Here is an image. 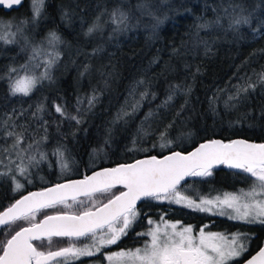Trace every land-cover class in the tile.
<instances>
[{"label": "trees", "instance_id": "obj_1", "mask_svg": "<svg viewBox=\"0 0 264 264\" xmlns=\"http://www.w3.org/2000/svg\"><path fill=\"white\" fill-rule=\"evenodd\" d=\"M138 2L46 0L47 13L33 35L39 41L52 29L64 40L58 48L60 59L52 69V81H44L31 96L22 98L10 96L8 80L0 79V119L5 114H13L15 122L27 124L30 132L39 129L43 133L47 127L48 139L42 145L47 159L38 168L30 170L31 182L25 178L22 191H14L10 176H0V211L27 192L80 178L83 172H90L99 165L110 167L143 157H161L173 151L187 152L211 139L231 141L242 138L264 142V86L258 85L255 91L250 90L239 100L228 99L235 93L234 86L242 82V77L255 80V74L264 71V32L254 31L255 19L253 26L242 27L238 34L213 29L197 35L195 27L199 17L212 19L216 14L213 8L219 10L221 4L227 6L230 2H242L249 10L255 9L257 17L264 18V0H151L156 15L168 17L155 33L151 27L154 21L143 17L140 27L112 39H109L110 25L103 34L85 36L87 27L106 9L110 11L120 6L130 11L134 18L139 17ZM65 11L69 13L68 19H62ZM30 16V0H24L18 10L9 13L0 10V20L5 22L18 23ZM224 27H227V21ZM204 42L210 48L207 54ZM96 49L101 50L94 53ZM28 56L29 52L21 51L20 45L0 44V75L9 65L18 67L26 63ZM86 65L88 71L84 72ZM42 70L37 69L38 72ZM141 79L145 83L137 88L136 98L139 99V93L144 90L148 91V97L134 115L114 124L116 114L125 101L130 100V90ZM175 85L179 87H173ZM94 91L99 99L89 111L87 100ZM170 94L173 99L165 104ZM78 100L83 103L78 104ZM39 104L44 105L45 111L33 117ZM56 105L72 115H80L83 123L77 125L75 121L64 119L56 113ZM22 110L24 115L20 116ZM168 124L172 127L168 129L166 139L172 144L161 149L159 135ZM143 125L152 143L147 147H141L139 143L134 146L133 141L138 136L141 138L139 133ZM2 132L0 128V145L4 143ZM57 147L64 149L69 164V169L63 173L53 155ZM134 147L135 150H129ZM0 159L8 163L6 158L0 156ZM3 171L5 169L0 165V172ZM212 171L211 177L202 179L212 178L218 183H228L233 177L250 180L245 174L223 166ZM191 178L197 177H188L182 186L191 184ZM97 198L101 202L106 199L99 194ZM78 200L85 201L83 206H89L86 197ZM67 203L71 207L58 205L42 210L37 220L45 213L81 210L80 204L71 200ZM21 224L22 221L18 222L13 231ZM260 231L263 234L264 227ZM4 238V229L0 228V240Z\"/></svg>", "mask_w": 264, "mask_h": 264}, {"label": "snow or ice", "instance_id": "obj_2", "mask_svg": "<svg viewBox=\"0 0 264 264\" xmlns=\"http://www.w3.org/2000/svg\"><path fill=\"white\" fill-rule=\"evenodd\" d=\"M22 3L23 0H0V8L14 9ZM30 8L31 16L18 23L0 20V44L20 45L21 51L29 52L26 63L18 67L9 65L3 75H0V79L8 80L9 95L13 97H29L44 81H52V69L60 59L58 48L64 43L62 36L52 29L39 41L35 40V27L47 13L46 0H30ZM152 8L151 0H139L136 9L140 16L136 18L120 6L110 11L106 9L95 17L84 34L89 37L103 34L110 25L109 39H112L118 34L140 27L143 17L154 21L151 27L155 33L168 17L166 14L163 18L157 16ZM212 10L216 13L214 18H198L199 22L195 25L197 35L201 31L213 29L238 34L242 27L253 26L254 19L257 21L254 31L264 32V18L257 17L255 9L249 10L242 2H230L227 6L221 4L219 10ZM68 18L69 13L65 11L62 19ZM204 43L207 54L210 48L207 42ZM100 50L96 49L94 53ZM40 68L43 70L38 72L37 69ZM87 71L86 65L84 72ZM255 76V80L252 77H242V82L234 86L235 93L228 97L229 101L241 99L250 90L255 91L258 85L264 86V71L256 73ZM144 83L141 79L132 87L129 92L131 99L126 100L125 106L116 114L114 124L134 115L142 106V101L149 93L147 90L141 91L137 99L136 90ZM98 99L94 91L87 100V110L94 108ZM172 99L170 94L165 104ZM81 103L83 101L78 100V104ZM43 111L44 105L39 104L32 116L36 117L37 113ZM55 111L64 119L75 121L77 125L83 123L80 115H72L60 105L55 106ZM80 111L78 107L77 113ZM19 115L23 116L24 111ZM171 127L172 124H168L159 135L161 149L171 147L172 141L166 139L167 131ZM0 128L3 129L4 140L0 145V156L8 160L5 164L0 159V165L5 169L0 172V176H10L14 191H22L24 185L16 177H25L30 183L29 169L47 159V153L42 149L48 139L47 127H44L43 133L39 129L30 132L27 124H17L13 114H5L0 119ZM135 143L134 140V146ZM129 150H135V147ZM53 155L57 158L61 172H66L69 164L64 149L57 147ZM218 165H225L245 174L251 180L248 188L198 198L184 194L182 181L188 177H211L213 168ZM118 186L122 190L114 193L113 189ZM96 194L105 196L106 202L98 201ZM81 196L88 199L89 206H83L85 201L78 200ZM68 200L80 204L81 210L76 213H45L42 219L37 220V215L42 210L54 209L58 205L71 207ZM143 200L167 201L169 204L223 216L243 224L264 225V143H251L243 139L225 143L213 139L201 143L187 154L173 151L163 158L151 156L95 171L80 180L58 183L42 191L22 195L0 211V228L4 229L5 236L0 240V264H75L82 257L95 256L102 249L118 244L128 235L140 219L141 212L137 205ZM21 221L23 224L13 231L14 226ZM147 224L150 227L146 231L137 233L138 236L148 238L143 246L106 255L104 258L108 264H233L249 251V242L252 239L251 234L239 231H206L207 225L195 233L192 226L164 221L163 217L159 222L148 218ZM54 238H68L72 242L64 247H56ZM82 238L88 242L78 246L75 241ZM34 241L39 244L33 243ZM245 264H264V246H260Z\"/></svg>", "mask_w": 264, "mask_h": 264}, {"label": "flooded vegetation", "instance_id": "obj_3", "mask_svg": "<svg viewBox=\"0 0 264 264\" xmlns=\"http://www.w3.org/2000/svg\"><path fill=\"white\" fill-rule=\"evenodd\" d=\"M114 166H98L94 167L90 172H83L80 178H83L86 175H89L93 171L112 168ZM77 179V178H74ZM192 182L189 185H184V194L189 195L193 198H198L200 196H215L224 192H237L240 189H247L251 180H245L233 177L230 182H215V179H202L200 177L191 178ZM215 185V186H214ZM122 190L120 187L113 189L114 193H118ZM98 194H96L97 196ZM101 195V194H99ZM106 202V199L105 201ZM140 209L141 216L140 219L136 222L128 235L123 237L118 244L112 245L108 248L102 249L100 253L92 257H82L80 260L75 261V264H108V261L104 258L106 255L113 252L134 249L142 247L147 237L138 236V232L146 231L150 226L147 224V219L151 218L154 221H161L163 217L164 221H169L176 223L178 222L181 226H192L194 232L198 233L199 229L207 225L206 231L220 232V233H235V232H244L249 233L252 236V239L249 242V251L241 257L238 261H234L233 264H241L249 256L255 253L264 242V233L260 231L264 225L254 224H243L237 221L228 220L226 217L219 215H211L205 212L193 211L189 208L182 207L177 204H169L167 201L158 202L155 200H143L140 201L137 205ZM56 247L67 246L72 241H69L68 238H54ZM84 238L75 241L78 246H82L86 243ZM33 243L39 244V242L34 241Z\"/></svg>", "mask_w": 264, "mask_h": 264}, {"label": "water", "instance_id": "obj_4", "mask_svg": "<svg viewBox=\"0 0 264 264\" xmlns=\"http://www.w3.org/2000/svg\"><path fill=\"white\" fill-rule=\"evenodd\" d=\"M23 2H24V0H23ZM23 4V3H22ZM22 5H20V6H15L14 7V9H3V8H0V10H2L3 12H5V13H9V12H11V11H14V10H18L20 7H21ZM237 139H242V138H235V139H233V140H237ZM211 140H213V139H211ZM216 140H220V139H216ZM243 140H245V139H243ZM207 141H210V140H206V141H204V142H207ZM221 141H223V140H221ZM232 141V140H231ZM246 141H248V142H251V143H257V142H253V141H249V140H246ZM204 142H201V143H204ZM223 142H225V143H227V142H230V141H223ZM201 143H199V144H197L196 146H194L192 149H190L189 151H187V152H181V153H183V154H187V153H189V152H191V151H193V150H195V148L196 147H198ZM261 143H264V142H261ZM180 152V151H179ZM171 153V152H170ZM170 153H168V154H166V155H169ZM166 155H164V156H166ZM164 156H161V157H157V158H163ZM149 157H151V156H149ZM146 158H148V157H143V158H139V159H137V160H140V159H146ZM134 162V161H133ZM133 162H130V163H133ZM220 166H223L224 168H226V169H230V168H228V167H226L225 165H218V166H216L215 168H217V167H220ZM116 167V166H115ZM215 168H213V169H215ZM100 170H102V169H100ZM235 170V169H234ZM96 171H99V170H96ZM93 172H95V171H93ZM92 172V173H93ZM92 173H90L89 175H91ZM80 179H83V178H77V179H71V180H67V181H64V182H61V183H66V182H68V181H72V180H80ZM188 178H186V180H187ZM185 180V181H186ZM185 181H182L181 183H183V182H185ZM56 184H54V185H51V186H49V187H53V186H55ZM119 187V186H118ZM46 188H48V187H46ZM45 188H43V189H40V190H33V191H30V192H37V191H42V190H44ZM29 192H27L26 194H24V195H27ZM22 197V196H21ZM21 197H19L18 199H20ZM81 197H83V196H81ZM81 197H78V198H81ZM18 199H16V200H18ZM15 200V201H16ZM14 201V202H15ZM68 201H70V200H68ZM13 202V203H14ZM138 204H139V202H138ZM7 208V207H6ZM5 208V209H6ZM262 246H264V242H263V244H262ZM255 253H253L252 255H254ZM248 258H250V256L248 257ZM247 258V259H248ZM246 259V260H247ZM246 260H244L241 264H245V261Z\"/></svg>", "mask_w": 264, "mask_h": 264}, {"label": "rangeland", "instance_id": "obj_5", "mask_svg": "<svg viewBox=\"0 0 264 264\" xmlns=\"http://www.w3.org/2000/svg\"><path fill=\"white\" fill-rule=\"evenodd\" d=\"M131 99V98H130ZM125 106V104L122 106V107H124ZM121 107V108H122ZM24 110H26V108H24ZM121 110V109H120ZM141 129H143L144 131H141L140 130V139L137 137V140H136V143L138 144H140L141 145V147H147L149 144H151L152 142L151 141H149V139H148V135H149V133H148V130H147V128L145 127V125H143V128H141ZM145 131L147 132V134H145ZM39 167V165L38 166H34V167H31L30 169H29V172H30V170H32V169H34V168H38ZM16 179L17 180H19L23 185H24V180H25V177H22V176H17L16 177ZM39 181L40 182H44V179L43 178H39ZM13 188H14V184H13ZM231 192V191H230Z\"/></svg>", "mask_w": 264, "mask_h": 264}]
</instances>
